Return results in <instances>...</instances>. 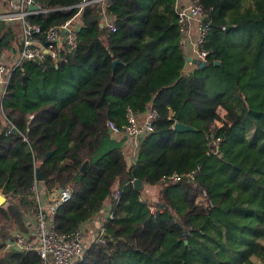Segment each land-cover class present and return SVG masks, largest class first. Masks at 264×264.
Segmentation results:
<instances>
[{
    "label": "trees",
    "instance_id": "16d2710c",
    "mask_svg": "<svg viewBox=\"0 0 264 264\" xmlns=\"http://www.w3.org/2000/svg\"><path fill=\"white\" fill-rule=\"evenodd\" d=\"M85 1L95 0H34L38 13L25 19L42 43L78 16L82 25L75 51L12 72L0 104V229L14 228L7 204L35 215L43 184L47 195L72 192L54 215L59 234L111 207L102 242L76 264H264V0H200L204 69H186L179 12L190 0L80 8ZM23 30L22 21L0 20V54L22 48ZM33 82L42 84L36 95ZM129 110L140 120L157 114L136 155L116 132ZM176 123L196 132L179 133ZM174 174L185 176L168 181ZM136 180L160 188L162 212L141 201ZM0 264L49 262L1 245Z\"/></svg>",
    "mask_w": 264,
    "mask_h": 264
},
{
    "label": "built area",
    "instance_id": "2783aa9c",
    "mask_svg": "<svg viewBox=\"0 0 264 264\" xmlns=\"http://www.w3.org/2000/svg\"><path fill=\"white\" fill-rule=\"evenodd\" d=\"M96 1L101 2L105 9L111 5L112 0L85 1L80 5V8ZM34 6V0H12L8 11L0 13V20L22 21L24 24L22 48L13 54L8 53L7 51L0 54V104L2 103L4 96L7 94L12 72L16 70L21 62L41 61L48 56L57 60L60 57V51L62 49L73 52L77 47V33L82 25L81 21L75 22L74 20H71L59 28L50 29L43 43L38 41L35 36L40 33L39 27L31 26L25 21L27 16L38 13V10L34 11L31 9ZM179 15L182 32L181 44H187L189 39V29L194 25L196 27L197 36L193 43L195 59L200 63L207 62L209 52L205 49L204 45L209 35V26L204 22L205 12L200 5V0H190V5L181 9ZM104 20L108 29L115 32L116 27L114 22H112L107 15H104ZM156 117V112L151 111L146 114L142 122L137 115L129 110L128 124L126 125L124 133L117 131L112 125H110V127L111 129L116 130L117 133L128 136L129 140L134 142L133 155H136V151L139 147L138 138L142 135L144 130L147 132L153 131V123ZM220 142L221 140H217V145H219ZM184 176L185 175L174 174L167 178V180L178 182L184 178ZM152 190L153 192H151L150 195H155V197H150L143 202L149 206L151 213L156 215L158 212H162L159 210V205L156 203L159 200L160 188L156 187ZM38 193L37 188V196L40 197V194L38 195ZM48 196L51 199L50 203L48 205L40 204L34 215L35 243H27L25 237L21 233H18L15 237V241L9 243L6 246V249L37 251L45 262H49L50 259H52L54 264H76L81 262L84 259L86 250L82 230H76L70 234H59L56 231V225L54 222L56 211L62 204L71 199L72 192L70 189L56 190L49 193ZM111 217L112 215L109 212L105 219L102 220L93 242H102L103 235L105 234V224Z\"/></svg>",
    "mask_w": 264,
    "mask_h": 264
},
{
    "label": "crops",
    "instance_id": "0c3cea01",
    "mask_svg": "<svg viewBox=\"0 0 264 264\" xmlns=\"http://www.w3.org/2000/svg\"><path fill=\"white\" fill-rule=\"evenodd\" d=\"M12 0H0V13H5L8 11L10 2ZM184 4H187L188 0H182ZM196 27L193 25L189 29V39L184 47L185 50V56H186V69L192 68V64L190 63L191 61H188L189 59H194L195 58V49L193 47V43L196 40ZM22 39V37H20ZM144 116L141 117V121L143 122ZM130 152V151H128ZM131 154V152L129 153ZM40 194H41V201L42 204L48 205L51 201L49 196L46 194V191L43 187V184L38 185ZM151 192H153L152 189H144V191L141 193L140 199L142 201L149 199L150 197H155V195H150ZM6 210L9 212L11 215V218L13 220L14 228L12 230H7V229H0V246L3 245H8L9 243H12L15 241V237L18 233H21L25 239L27 240V243L34 244L36 239H35V219L33 215H23L20 213V211L12 206L11 204L6 205ZM110 205H106L103 210L96 216L95 219L91 220L90 222L84 224L82 228V233L84 236V240L91 244L97 234V231L100 228L102 220L105 219V217L109 214L110 212ZM88 244V245H89ZM86 245V247L88 246ZM49 264H54L52 259H50Z\"/></svg>",
    "mask_w": 264,
    "mask_h": 264
},
{
    "label": "water",
    "instance_id": "95a60500",
    "mask_svg": "<svg viewBox=\"0 0 264 264\" xmlns=\"http://www.w3.org/2000/svg\"><path fill=\"white\" fill-rule=\"evenodd\" d=\"M31 9L34 10V11H37V10H38V7L34 6V7H32ZM102 26H103V25H102ZM231 29H234V26L227 27L226 30L229 31V30H231ZM188 61H191L192 63H194V64H196V65H199V67H200L201 69H204V68L207 67V62H202V63H200V62L197 61L196 59H194V60L189 59ZM191 62H190V63H191ZM116 63H119V61H115L114 64H116ZM173 128H174L175 131H177V132H179V133L196 132V129H195V128H193V127H191V126H188V125L181 124V123H176V124L174 125ZM39 177H40V175H39ZM40 179H41V178H40ZM133 185H134V187H135V189H136L137 191H142V190H144V185H143L139 180L134 181ZM5 202H6V198L3 197V196L0 194V206H2Z\"/></svg>",
    "mask_w": 264,
    "mask_h": 264
},
{
    "label": "rangeland",
    "instance_id": "374dc122",
    "mask_svg": "<svg viewBox=\"0 0 264 264\" xmlns=\"http://www.w3.org/2000/svg\"><path fill=\"white\" fill-rule=\"evenodd\" d=\"M74 21H75V22H77V21H81L80 16L76 17V18L74 19ZM60 81H61V80H60ZM34 82H35V81H34ZM34 82L32 83V85H34ZM47 84H48V83H47ZM32 85H31V86H32ZM41 87H42V84H35V85H34V88L31 89V93H32V95H36V94L41 90ZM71 95H72V94L70 93V94H68L67 97H71ZM62 99H65V98H62ZM26 100H28L29 102H33V97H32V96H29V94H28ZM129 144H131L130 147H131V151H132V150H133V144H134V142H133L132 140H129ZM159 202H160V199L156 202L157 205H159ZM84 243H85L86 245L89 244V243L86 242L85 240H84Z\"/></svg>",
    "mask_w": 264,
    "mask_h": 264
}]
</instances>
